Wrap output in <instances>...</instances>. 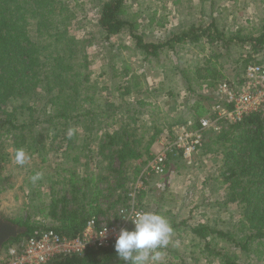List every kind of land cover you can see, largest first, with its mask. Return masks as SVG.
Returning <instances> with one entry per match:
<instances>
[{"label":"trees","instance_id":"16d2710c","mask_svg":"<svg viewBox=\"0 0 264 264\" xmlns=\"http://www.w3.org/2000/svg\"><path fill=\"white\" fill-rule=\"evenodd\" d=\"M94 1L97 12L96 26L106 42L128 26L127 33L134 39L136 49L144 60L148 62L153 58L158 60L159 54L164 50L167 54L170 51L177 55L176 63L169 60V64L166 65V68H170L171 74H167L166 69L164 80L159 87L165 96L175 98L178 94V90L170 85L171 75H181L183 88L187 91H193L191 81L193 75L195 79L205 82L210 87H214L220 81L221 73L215 70L214 63L191 69L178 50L179 45L192 44L201 52L204 50L203 39L206 38V42L212 43L221 37L225 38L226 35L217 29L213 11L209 13V21L205 26L202 19L187 23L183 21L179 25V27L182 25L180 29L170 30L169 37L162 42L154 43L144 41L142 35L135 32L139 23H136L134 17L139 13H134L130 18L126 17L128 12L125 7L126 0ZM74 14L73 8L66 0H0V113L4 114V118L0 117V129L8 125L6 133L19 131L15 136L14 147L18 149L22 146L19 143L20 132L26 128L32 130L37 124L45 125L40 130L46 132L49 130L46 129L48 125L58 127L70 122L69 126L72 123L90 132L93 128L85 118L91 117L92 120L89 121L95 123L96 131L104 129L101 134L96 133L93 137L97 147L95 173L87 170L82 176L75 171L64 169L67 176H60V179L49 184L48 199L32 206V209L38 208V213L48 222L33 219L37 214L35 211L31 215L10 220L23 227L24 231L17 237L10 238L5 246L45 229L73 237L83 229L91 217L106 214L120 205H125L127 191L132 181L139 175L146 162L145 158L152 157L151 145L164 127L171 126L168 122L162 123L158 120L160 108L151 101L136 100L138 109L133 107L134 104L129 99L124 100L123 106L112 104V107H109L110 104L94 96L93 91L89 92L87 83L91 82V71L86 49L90 42L67 34ZM153 15L148 18V25L153 24ZM163 24L156 21L157 26ZM258 31L259 33L254 35L253 33L240 35L237 32L222 41L221 47H225L226 50H231V47L242 49L239 58L235 60L238 62L243 59L237 79L246 65L254 60L253 54L258 53L264 46V24ZM246 43L249 44V48ZM199 62L200 59H197L194 64ZM257 62L264 63L261 60ZM111 67L114 74L117 73L119 77L116 88L124 89L126 93L131 94L133 85L134 92H139L138 83H129L130 68L126 63L121 69L114 65ZM209 77L212 78L211 81H207ZM173 82L176 84V80ZM37 89L42 90L43 95H39ZM24 96L27 100H20ZM195 96L200 99L193 100L192 104L184 103L186 115L179 116L176 122L185 123L186 119H193L197 126L199 118L209 111L211 103H207V100L212 98L203 94ZM38 100L41 101V108L37 110ZM8 103L11 109L6 111L4 106ZM143 106L146 108L139 109ZM46 108L51 111L47 112ZM132 111L146 114L148 117L153 116L154 122L149 126L145 123L137 125L138 118L134 115L125 117L129 119L127 123H122L121 120L124 118L121 116L116 119L120 112ZM118 122L119 126L113 131L107 129ZM138 129L139 136L136 132ZM72 138L69 139L68 145L72 144ZM33 140L35 141L34 138ZM209 152L221 157L217 176L210 179L225 186L221 204H234L241 209L238 221L232 223L230 228L224 229L216 228L207 222L192 225L186 220H177V216L171 210H162L164 206L161 203L150 212L166 217L173 228V234L177 232L178 237L182 236L181 233L189 236L194 251L197 249L201 256L206 255L215 259L217 264H245V261L246 264L250 262L264 264V112L250 115L241 123L223 127L217 132L206 131L199 154ZM85 156L88 159L85 163L88 168L92 156L90 150ZM1 160L3 159L0 152V163ZM114 160L118 162L117 167L113 165ZM149 190L142 191L139 194L140 199L145 193L153 197L152 189ZM36 191L39 193V187ZM219 242L225 243L226 247H218ZM167 251L170 252L171 249L168 248ZM171 253H173L171 256L180 259V264H187L179 254L174 251ZM189 254L191 258L192 254ZM194 260L197 261V257ZM48 264H127V262L118 257L112 245L99 249L89 248L81 255L55 258Z\"/></svg>","mask_w":264,"mask_h":264},{"label":"rangeland","instance_id":"374dc122","mask_svg":"<svg viewBox=\"0 0 264 264\" xmlns=\"http://www.w3.org/2000/svg\"><path fill=\"white\" fill-rule=\"evenodd\" d=\"M174 1L126 0L125 7L128 9L126 17L130 18L138 12L139 15L134 17L136 23H139L135 32L141 34L144 41L155 43L159 40L164 41L170 36L166 32L161 33L158 31L157 34L153 32L161 29L160 26L156 25V21L167 23V26L172 29H180L182 25L181 27L179 25L183 21V23H187L191 20L200 21L202 19L203 26H205L209 21V13L213 11L212 15L216 19L217 29L226 35L225 38L221 37V39L214 40L212 43L206 42V38L203 39L204 50L201 52L198 47L196 48L192 44L179 45L178 50L181 51L179 54L183 55L191 69H194L195 66L204 67V65L210 66L214 63L215 70L221 73L220 80L225 79V77L226 79L236 80L238 71L239 73L241 71L240 66L243 59L238 62H235V60L239 58L242 49L231 47V50H226L225 47H221L222 41L237 32L240 35L259 33L258 28L264 24V0ZM66 2L75 12L67 34L90 42L86 49L91 71V82L87 83L89 92L93 91L92 94L99 97L104 103L110 104L109 107H112V104L123 106L126 99L132 101L135 109H138L136 100L144 99L158 105L160 108L158 120L162 123L168 122L171 126L169 128L164 127L157 136V140L151 145V153H157L161 150L159 144L161 139L167 142L174 139L175 135L172 128L180 124L176 122L179 116L186 115V110L183 108L184 103L192 104L193 100H199L200 98L196 97L195 94H198L199 86L205 82L195 79L196 77L193 75L194 77L191 79L193 91H187L183 88L181 75H171L170 85L178 90V94L175 98L165 96L159 87L161 81L164 80L166 69L167 74H171L170 68H166V65L170 61L176 63L177 55L170 51L167 54V51L164 50L159 54L158 60L154 58L151 62L144 60L136 49L134 39H131L127 33L128 26L120 34L112 36L106 42L96 26L95 1L66 0ZM152 15L154 16V22L152 25H148V18ZM246 46L249 48V44L246 43ZM252 57L253 62H257V60L264 61V46ZM197 59H200L201 62L195 65ZM124 63L130 68L129 83L140 85L138 93L134 92L133 85H131V94L126 93L124 89L116 88L119 77L117 73L114 74L111 66L114 65L121 69ZM183 64L186 63L183 62ZM162 65H165V67ZM203 72L204 70H202ZM174 80H176V84L173 82ZM211 80L212 78H207V81ZM37 92L39 95H43L42 90L37 89ZM20 100L26 101L27 97L24 96ZM38 102L37 110L41 108V101ZM29 103L31 104L32 101ZM207 103H213V99L207 100ZM48 108L46 110L50 112L51 110ZM145 108L143 106L139 109ZM4 109L8 111L11 109V105L8 103L4 106ZM127 115H134L138 118L137 125L145 123L146 126H149L154 122L153 116L148 117L146 114L134 113L133 111L129 113L120 112L119 115H116V119L118 120V116H121L124 118V120H121L122 123H127L129 122V119L125 118ZM0 117L4 118V114L0 113ZM89 119L92 120L91 117L85 118L90 127L93 128L90 132L84 131L82 126L72 123L69 126L68 123L70 122L58 127L48 125L46 129L49 128V130L46 132L40 130L41 127L45 126L43 124H37L32 130L24 129L23 134L20 132L21 138L19 139L22 146L18 148L23 149L28 157L23 166H19L14 162V153L17 150L14 147V141L19 131L6 133L5 129L8 125L0 129V152L3 159L0 163V215L3 218L14 220L20 216L31 215L35 211L37 214L33 219L48 222L38 213V208L32 209V206L34 203L37 205L40 201L48 199L47 195L51 181L60 179V176H67L65 170L75 171L82 176L87 173V170L95 173L97 147L93 137L96 133L101 134L104 129L96 131L94 128L95 123H91L92 121H89ZM120 122L114 123L107 129L113 131L119 126ZM70 128H73L76 133L72 138V144L68 145L67 131ZM58 129H60L59 132H57ZM139 130L136 131L137 136H139ZM89 150L92 156L87 168L85 163L88 159L85 154L89 153ZM192 159V164H187L179 153L175 151L168 153L165 173L159 176H146L145 183L148 187L146 191L152 189L153 197L149 193L147 195L145 193L140 199L139 193L136 194L135 200H137L138 206L144 211L150 212L161 203L164 206L162 210H171L177 216V220H186L187 223L192 225L207 222L216 228H230L231 224L236 223L240 218L241 209L234 204H221L225 186L219 185L216 181L210 179L217 176L221 157L212 152L204 155L197 152ZM113 162V165L117 167L118 162L116 160ZM37 172L42 173V178L32 182L31 177ZM132 182L134 183V181ZM38 183L41 184L37 186ZM161 183H165L164 189L157 186ZM37 187H39V193L36 191ZM106 194H108V191ZM107 200L104 199V201ZM128 201L129 198L127 197L125 204ZM181 235L178 237L177 232L172 234L166 250L163 248V251H160V260L156 262L149 260L148 264H180V259L171 256L173 255L172 251L179 254L180 258L183 257L187 264H217L215 259L206 255L201 256L200 253H197V249L194 251L195 248L193 243L189 241V236H184L183 233ZM218 247H226V244L219 242ZM168 248L171 249L170 252L167 251ZM189 253L192 254L191 258ZM196 257L197 261L194 260ZM246 263L247 261H245Z\"/></svg>","mask_w":264,"mask_h":264},{"label":"built area","instance_id":"2783aa9c","mask_svg":"<svg viewBox=\"0 0 264 264\" xmlns=\"http://www.w3.org/2000/svg\"><path fill=\"white\" fill-rule=\"evenodd\" d=\"M198 94L213 99L209 111L199 118L197 126L193 119L175 125L172 128L175 136L171 142L159 141L161 150L152 152L150 159L145 158L139 177L130 186L127 204L91 217L73 237L45 229L3 245L0 264H48L62 256L81 255L89 248L114 246L120 228H133L127 219L138 211L145 212L138 206L135 195L147 190L146 176L165 173L168 153L175 151L187 164H192V157L200 151L206 131L217 132L223 127L241 123L250 115L264 112V63L249 62L239 79H222L214 87L201 84ZM157 186L164 189L165 183Z\"/></svg>","mask_w":264,"mask_h":264},{"label":"clouds","instance_id":"9594fccd","mask_svg":"<svg viewBox=\"0 0 264 264\" xmlns=\"http://www.w3.org/2000/svg\"><path fill=\"white\" fill-rule=\"evenodd\" d=\"M74 135L73 129H68L69 139ZM28 157L23 149L14 153V162L23 166ZM42 178V173H35L31 180L36 182ZM130 220L133 228H120L114 243L118 257L127 264H148L149 260L156 262L161 258L159 249L166 248L173 234V228L166 217L152 212H136ZM106 231V229H105Z\"/></svg>","mask_w":264,"mask_h":264},{"label":"water","instance_id":"95a60500","mask_svg":"<svg viewBox=\"0 0 264 264\" xmlns=\"http://www.w3.org/2000/svg\"><path fill=\"white\" fill-rule=\"evenodd\" d=\"M24 231V228L3 218L0 215V250L3 245L10 239L15 238Z\"/></svg>","mask_w":264,"mask_h":264},{"label":"crops","instance_id":"0c3cea01","mask_svg":"<svg viewBox=\"0 0 264 264\" xmlns=\"http://www.w3.org/2000/svg\"><path fill=\"white\" fill-rule=\"evenodd\" d=\"M161 27V29H158V30H154L153 32L155 33V34H157V33H159V32H161V33H168V34H170V30H172V28L171 27H168L167 26V23H165V24H163V26H160ZM159 31V32H158ZM163 40H159V42H162ZM155 43H157V42H155Z\"/></svg>","mask_w":264,"mask_h":264}]
</instances>
